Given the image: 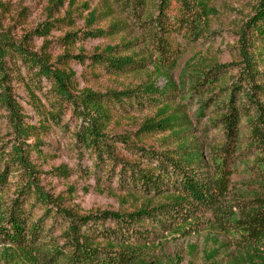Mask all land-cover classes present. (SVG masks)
<instances>
[{
	"label": "trees",
	"instance_id": "16d2710c",
	"mask_svg": "<svg viewBox=\"0 0 264 264\" xmlns=\"http://www.w3.org/2000/svg\"><path fill=\"white\" fill-rule=\"evenodd\" d=\"M212 1L110 0V10L126 24L90 36L110 37L133 28L143 35L141 44L151 57L145 61L119 56L131 44L108 47L88 58L91 67L111 76L139 73L148 66L173 70L179 57L170 43L173 35L185 47L206 43L210 47L221 37L211 29ZM236 37L230 64L191 62L177 85L168 82L159 90L146 83L103 94L73 93L72 76L50 71L25 45L0 38V70L10 62L38 70L39 78L50 82L53 101L51 111L38 115V128H24L18 106L7 94L0 95V107L20 139L0 169V245L20 253L27 264H141L156 256L159 240L196 231L208 215L217 233L233 242L219 247L227 256L263 255L264 0H257L252 18ZM153 109L158 118L146 121L134 136L168 134L162 146L172 149L146 150L130 144V136L107 135L113 119ZM67 111L77 124L70 135L71 147L80 159L92 161L91 174L99 185L165 202L131 214L102 211L80 216L45 191L40 181L45 174L31 155L45 159L38 140L51 125L68 131L62 125ZM203 122V128L194 132V126ZM30 138L35 139L32 145L25 142ZM239 172L243 177L233 182ZM46 175L66 176L60 170ZM216 254L212 250L206 257Z\"/></svg>",
	"mask_w": 264,
	"mask_h": 264
},
{
	"label": "rangeland",
	"instance_id": "374dc122",
	"mask_svg": "<svg viewBox=\"0 0 264 264\" xmlns=\"http://www.w3.org/2000/svg\"><path fill=\"white\" fill-rule=\"evenodd\" d=\"M108 2L110 0H0V38H6L16 45H25L31 54L45 61L50 71L72 76V90L75 94L82 91L100 94L120 92L146 83H153L162 90L168 82L179 84L180 74L188 63L203 61L214 66L234 62L236 34L252 18L257 0H213L210 6L215 14L211 18V29L219 31L221 37L210 47L209 43L204 47H185V42L173 35L170 43L173 53L179 56L173 70L161 72L154 66H148L139 73L112 76L91 67L88 58L102 54L108 47L122 48L128 44H131L128 51L121 52L119 56L147 61L151 54L141 44L143 35L133 28L110 37L94 39L90 36L99 30L126 24L117 12L110 10ZM48 27L51 28L49 32L43 34ZM37 29H40L38 34H34ZM0 77V95L7 94L18 106L22 127L38 128V115L51 111L49 106L53 104L50 82L41 76L39 78L38 70L27 71L12 62L2 66ZM6 116L7 113L0 107V169L13 145L20 140H16ZM62 118V125H67L68 131H61L51 125L47 134L38 140L44 145L39 150L45 159H37L33 153L31 160L45 174L41 177V186L50 195L63 200L65 208L80 216L102 211L131 214L165 202L163 198L120 193L99 185L91 174L92 161L88 157L80 159L71 147L70 135L77 126L71 112L67 111ZM157 118L154 109L115 118L106 133L130 136V144L146 150L162 152L172 149L174 146H162L170 137L168 134L139 138L134 136L146 121ZM203 124L194 126V132H199ZM25 142L32 145L35 139L30 138ZM121 157L130 160L125 154H121ZM52 170H60L66 176L58 179L46 175ZM242 177L239 172L232 177V181L239 182ZM111 186L113 188L115 185ZM208 220L210 217L205 215L196 231H189L187 235H173L159 240L158 250L154 254L156 256L148 257L141 264H264V254L227 256L219 247L224 243L233 245V242L227 243L226 238L218 234ZM212 250L217 253L216 257L208 259L206 254ZM232 250L233 246H230ZM0 264L27 262L20 253L0 245Z\"/></svg>",
	"mask_w": 264,
	"mask_h": 264
}]
</instances>
